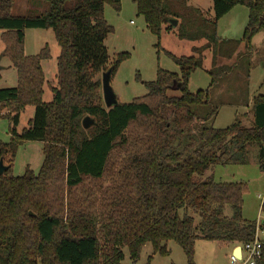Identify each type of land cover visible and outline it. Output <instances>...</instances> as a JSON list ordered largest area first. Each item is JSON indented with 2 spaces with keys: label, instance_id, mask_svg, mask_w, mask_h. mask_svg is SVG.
Returning a JSON list of instances; mask_svg holds the SVG:
<instances>
[{
  "label": "trees",
  "instance_id": "1",
  "mask_svg": "<svg viewBox=\"0 0 264 264\" xmlns=\"http://www.w3.org/2000/svg\"><path fill=\"white\" fill-rule=\"evenodd\" d=\"M46 1L42 16H13V0H0L2 57L16 72V86L0 89V118L13 125L9 142L0 141L7 168L0 176V264H123L124 250L136 264L146 245L152 255L167 257L170 242L181 248L186 264H195L197 241L251 242L257 223L242 217L247 186L215 183L206 173L217 165H246L251 147L264 173V93L250 102V127L234 122L218 129L198 109L209 104L226 69L218 77L206 71L211 82L205 91L191 93L188 83L195 71L205 70L204 51L228 61L242 44L251 49L252 38L264 35V0H211L212 17L193 12L187 0H133L152 35L172 31L166 21L173 19L182 25L181 37L204 44L193 47L191 56L167 52L178 74L158 68L155 80L143 83L144 97L111 109L104 107L96 76L111 70L113 77L129 57L118 54L108 65L104 46L114 32L104 7L119 12L120 0ZM237 6L248 11L241 39L220 40L217 23ZM27 29L52 30L59 47L49 103L42 99L41 62L50 52L45 46L26 56ZM171 89L178 96H167ZM27 107L33 116L17 133ZM85 117L94 122L86 130ZM23 142L42 144V163L37 173L26 168L17 177L13 161ZM255 264H264V242Z\"/></svg>",
  "mask_w": 264,
  "mask_h": 264
},
{
  "label": "rangeland",
  "instance_id": "2",
  "mask_svg": "<svg viewBox=\"0 0 264 264\" xmlns=\"http://www.w3.org/2000/svg\"><path fill=\"white\" fill-rule=\"evenodd\" d=\"M177 1V0H176ZM199 7L187 4L193 12L201 13L204 17H212L210 0H197ZM121 9L115 12L110 6L104 7V19L114 30L104 41L108 54V65L114 62L118 54L127 53L129 57L117 68L110 79V87L119 104H128L135 99L146 95L143 83L153 82L157 69L178 74V68L167 57L170 53L176 57L191 56L192 47H200L203 40L190 41L181 37L182 25L172 31H163L159 37L149 33L142 17L137 16L133 0H120ZM175 5V4H174ZM176 7V6H175ZM49 10L46 0H13L11 14L13 16H42ZM209 14V15H208ZM248 11L245 7L237 6L227 13L217 23V37L220 40H240L247 23ZM1 34V32H0ZM50 52L49 60L41 62L45 80L49 86L55 87L56 60L59 55V47L55 41L52 30L27 29L24 31V54L26 56L37 55L44 47ZM0 41V55L3 51ZM203 69L195 71L189 79L188 89L191 93L208 89L211 78L206 73L212 71L213 77H218V71L223 67L226 73L216 78V85L211 88V101L207 106L198 109L203 116L209 115L208 122L215 128H226L234 122H240L245 127L252 125V113L250 111L251 100L264 93V35L256 34L251 40V49L244 44L230 60H221L214 57L211 50L204 51ZM0 66V89L14 88L16 86V72L9 61L2 57ZM105 72V71H103ZM102 72V73H103ZM100 78L101 73L96 76ZM44 85L43 102L51 101V93ZM102 95V94H101ZM167 96H178L175 89L167 91ZM105 107V106H104ZM33 108L27 107L19 115L16 132L20 133L28 127V121L33 116ZM6 118H0V141L8 143L10 140L9 129L12 127ZM186 144L183 139L182 146ZM42 144L40 142H23L18 146L13 161L12 173L14 176H22L26 168L34 173L39 171L42 163ZM257 149L251 147L247 154L246 165L214 166L206 173L215 183L235 184L241 183L247 186V192L243 196L242 217L247 221H264V213L260 211L264 199V173L258 169ZM227 216L230 210L225 211ZM264 240V232L259 234ZM240 246V245H236ZM233 244L220 242H195V264H231L229 253ZM169 255L161 257L152 255L150 245H146L136 264H146L151 257L150 264H186L181 248L173 242L167 244ZM125 261L127 252L124 250Z\"/></svg>",
  "mask_w": 264,
  "mask_h": 264
},
{
  "label": "water",
  "instance_id": "3",
  "mask_svg": "<svg viewBox=\"0 0 264 264\" xmlns=\"http://www.w3.org/2000/svg\"><path fill=\"white\" fill-rule=\"evenodd\" d=\"M166 22L174 28L177 25V21L173 20V19H168ZM1 58H2V54L0 55V60H1ZM1 70H3V68L0 66V71ZM110 79H111V70H107V71L101 73V94H102V100H103V103H104V106L106 109H111L118 104L116 96L110 87ZM81 124H82V128L85 130L94 126L93 120L89 117H85L82 120ZM6 169L7 168L4 166L3 161L0 159V176H2L4 174ZM29 215L31 216L32 214L29 213ZM232 255L238 259L240 258V256H241L240 246L236 247V250L232 253Z\"/></svg>",
  "mask_w": 264,
  "mask_h": 264
},
{
  "label": "built area",
  "instance_id": "4",
  "mask_svg": "<svg viewBox=\"0 0 264 264\" xmlns=\"http://www.w3.org/2000/svg\"><path fill=\"white\" fill-rule=\"evenodd\" d=\"M262 223L257 222L253 240L244 245H240V258L238 259L232 254L230 255L229 261L231 264H255V260L260 257L262 250V242L259 238V232L264 230V226L260 225Z\"/></svg>",
  "mask_w": 264,
  "mask_h": 264
},
{
  "label": "crops",
  "instance_id": "5",
  "mask_svg": "<svg viewBox=\"0 0 264 264\" xmlns=\"http://www.w3.org/2000/svg\"><path fill=\"white\" fill-rule=\"evenodd\" d=\"M210 3H211V7H212V2H211V0H210ZM12 4H13V2H12ZM187 4H189V5H193V6H195L196 8L197 7H199V4H198V1L197 0H187ZM11 10H12V8H11ZM210 10H211V8H210ZM233 10V9H232ZM231 10V11H232ZM209 15V14H208ZM211 17V16H210ZM217 29H218V25H217ZM217 29H216V31H217ZM193 48V47H192ZM191 48V49H192ZM46 81V80H45ZM45 87H47V89H48V91H49V88H48V84H47V82H46V86ZM49 87H51V86H49ZM43 89H44V87H43ZM43 94H44V91H43ZM264 232V230L263 231H261V232H259V234L260 233H263ZM260 237V236H259ZM261 240V242H264V240H262V239H260ZM236 245H233V247H232V249H231V251H230V253H229V257H230V255L236 250ZM194 248H195V246H194ZM194 253H195V250H194Z\"/></svg>",
  "mask_w": 264,
  "mask_h": 264
}]
</instances>
